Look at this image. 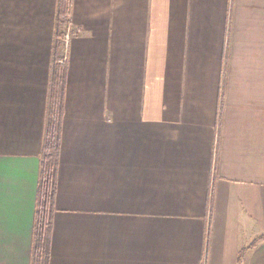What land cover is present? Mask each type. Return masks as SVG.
I'll return each mask as SVG.
<instances>
[{
    "label": "crops",
    "instance_id": "crops-1",
    "mask_svg": "<svg viewBox=\"0 0 264 264\" xmlns=\"http://www.w3.org/2000/svg\"><path fill=\"white\" fill-rule=\"evenodd\" d=\"M58 2L0 0V264H32ZM68 17L49 264H264V0Z\"/></svg>",
    "mask_w": 264,
    "mask_h": 264
},
{
    "label": "trees",
    "instance_id": "trees-1",
    "mask_svg": "<svg viewBox=\"0 0 264 264\" xmlns=\"http://www.w3.org/2000/svg\"><path fill=\"white\" fill-rule=\"evenodd\" d=\"M68 16L69 0H59L55 21L54 63L40 156V181L32 243V264H49L50 260L67 78L66 63L60 64L59 59L61 51L65 49L64 36L70 25ZM260 241H264V236L258 238L252 247Z\"/></svg>",
    "mask_w": 264,
    "mask_h": 264
},
{
    "label": "built area",
    "instance_id": "built-area-1",
    "mask_svg": "<svg viewBox=\"0 0 264 264\" xmlns=\"http://www.w3.org/2000/svg\"><path fill=\"white\" fill-rule=\"evenodd\" d=\"M68 19L70 20V17H68ZM72 33V30H71V26L69 25L68 27H67V30H66V32H65V36H64V44H65V46H67V44L69 43V41H70V39H71V34ZM59 62H60V64H64V59H61V60H59Z\"/></svg>",
    "mask_w": 264,
    "mask_h": 264
}]
</instances>
